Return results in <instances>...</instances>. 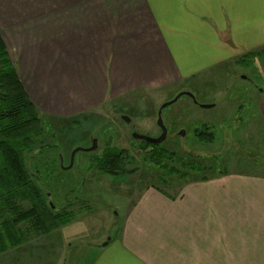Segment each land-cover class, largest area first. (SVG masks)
<instances>
[{
  "label": "crops",
  "instance_id": "crops-1",
  "mask_svg": "<svg viewBox=\"0 0 264 264\" xmlns=\"http://www.w3.org/2000/svg\"><path fill=\"white\" fill-rule=\"evenodd\" d=\"M0 36L44 122L73 123L138 93L200 91L261 53L264 0H0ZM255 98L264 139V92ZM131 193L88 264H264V172ZM59 229L0 252V264H61Z\"/></svg>",
  "mask_w": 264,
  "mask_h": 264
},
{
  "label": "rangeland",
  "instance_id": "rangeland-1",
  "mask_svg": "<svg viewBox=\"0 0 264 264\" xmlns=\"http://www.w3.org/2000/svg\"><path fill=\"white\" fill-rule=\"evenodd\" d=\"M244 64L245 67L229 64L220 77L212 75L211 84L200 91L176 86L143 92L119 103H107L73 123L45 120V134L26 155V163L39 188L51 193L46 194L48 203L57 209L74 204V219L52 236L62 237L65 245L61 248V264H88L99 244L116 236L131 192L151 185L173 193L182 186L183 183L175 184L176 189L163 187L157 177L164 173L147 162L145 153L140 151L141 142L132 139L133 134L157 138L159 107L181 92L191 93L197 104L183 95L161 111L167 129L161 147L185 161H189L186 155L201 160L206 177L222 170L264 172L263 134L259 133L260 120L253 118L257 112L255 96L264 92V50ZM207 105L214 106L202 107ZM123 116L130 122L123 121ZM205 128L214 136L210 144L197 141L193 135L195 130ZM180 131L184 132L183 137L178 134ZM94 139L96 149L86 151ZM106 147L129 152L125 168L133 172L111 176L96 171V160ZM78 148L82 150L74 155L68 168L71 153ZM29 226L20 223L17 227L26 237L35 235Z\"/></svg>",
  "mask_w": 264,
  "mask_h": 264
},
{
  "label": "trees",
  "instance_id": "trees-1",
  "mask_svg": "<svg viewBox=\"0 0 264 264\" xmlns=\"http://www.w3.org/2000/svg\"><path fill=\"white\" fill-rule=\"evenodd\" d=\"M253 57V53L244 55L236 64L245 67L244 62ZM45 129V122L27 97L0 36V252L25 240L17 227L20 223H28L36 234H48L74 219V204L57 209L52 202L48 203L46 194L51 193L39 188L26 163V155L43 138ZM193 135L204 144L214 140L208 128L195 130ZM140 142L147 162L164 173L157 177L163 187L176 189L175 184L205 179L206 167L201 160L186 155L189 161H185L161 147L162 143ZM128 154L123 149L106 147L96 160L95 169L111 176L132 173L125 168Z\"/></svg>",
  "mask_w": 264,
  "mask_h": 264
},
{
  "label": "water",
  "instance_id": "water-1",
  "mask_svg": "<svg viewBox=\"0 0 264 264\" xmlns=\"http://www.w3.org/2000/svg\"><path fill=\"white\" fill-rule=\"evenodd\" d=\"M187 96L189 97V99L194 103V104H197L196 101H195V98L194 96L191 94V93H188V92H181L179 94H177L172 100L168 101V102H165L163 103L158 111H157V126L160 130V135L157 137V138H148V137H145V136H141V135H138V134H133L132 135V139L134 140H138V141H143L145 143H149V144H152V145H158V144H161L165 139H166V136H167V129L166 127L163 125V122L161 120V111L167 107V106H170L171 104H173L174 102H176L181 96ZM214 105H207V106H202L203 108H211L213 107ZM122 120L125 121L126 123H129V118L123 116L122 117ZM179 135H181L182 137L184 136V132L183 131H180L178 133ZM96 144H97V141L94 139L92 141V145L88 148V149H85L86 151H93L96 149ZM82 149H75L72 153H71V157H70V164L68 166V168H70L72 166V163H73V157L74 155L80 151ZM51 204V203H50ZM108 240V239H107ZM105 243H103V245H105Z\"/></svg>",
  "mask_w": 264,
  "mask_h": 264
}]
</instances>
